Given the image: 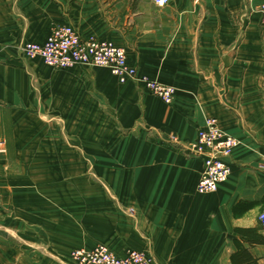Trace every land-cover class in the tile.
<instances>
[{"label": "crops", "instance_id": "1", "mask_svg": "<svg viewBox=\"0 0 264 264\" xmlns=\"http://www.w3.org/2000/svg\"><path fill=\"white\" fill-rule=\"evenodd\" d=\"M263 2L0 0V264H74L72 249L98 244L159 264H232L237 240L264 264V242L236 230L264 238L261 204L244 210L264 197ZM57 24L125 48L137 78L26 58L21 47ZM143 75L175 88L170 104ZM207 117L239 145L205 194L190 144ZM90 204L100 216L75 218Z\"/></svg>", "mask_w": 264, "mask_h": 264}, {"label": "built area", "instance_id": "2", "mask_svg": "<svg viewBox=\"0 0 264 264\" xmlns=\"http://www.w3.org/2000/svg\"><path fill=\"white\" fill-rule=\"evenodd\" d=\"M156 5H165L169 0H152ZM264 27V2L257 6ZM26 58L39 56L43 63L54 69L69 68L73 65L105 66L120 82L137 78V68L126 60L125 48L112 41L99 40L94 35L83 38L71 25L53 26L42 44L31 42L21 47ZM144 87L164 103L170 104L175 88L143 75L139 78ZM195 140L190 144L191 151L204 160V168L197 189L200 193L216 191L220 183L229 176L228 157L239 141L223 130L215 117L205 118L197 130ZM258 220L264 228V209L258 213ZM70 259L74 264H159L155 257L143 250H128L117 256L103 244L92 249L79 247L72 249Z\"/></svg>", "mask_w": 264, "mask_h": 264}, {"label": "trees", "instance_id": "3", "mask_svg": "<svg viewBox=\"0 0 264 264\" xmlns=\"http://www.w3.org/2000/svg\"><path fill=\"white\" fill-rule=\"evenodd\" d=\"M254 204H261L262 206L261 210H263L264 209V197L261 200V202H250V204L246 206L244 210L250 209V207L255 206ZM236 230L240 233L241 238L244 241L248 242L249 244L264 242L263 236L258 234L257 229L254 227L236 228ZM235 244H237V250L230 255L232 264H258L257 259L251 257L248 250L244 248L238 240L235 241Z\"/></svg>", "mask_w": 264, "mask_h": 264}, {"label": "rangeland", "instance_id": "4", "mask_svg": "<svg viewBox=\"0 0 264 264\" xmlns=\"http://www.w3.org/2000/svg\"><path fill=\"white\" fill-rule=\"evenodd\" d=\"M93 205V204H92ZM91 204H90V206H88V205H83V206H81V205H77V206H75V208H74V215H75V218H78V217H92V216H100L98 213H97V211H96V209H97V206H92ZM65 211L66 210H63V211H61L62 213L64 212L65 213ZM132 211H131V209L129 208L128 209V214H130ZM259 213V212H258ZM258 213H257V215H258ZM66 214V213H65ZM115 215L114 213H106V215ZM106 215H104V216H106ZM259 216V215H258ZM66 217H67V215H66ZM65 217V218H66Z\"/></svg>", "mask_w": 264, "mask_h": 264}, {"label": "bare ground", "instance_id": "5", "mask_svg": "<svg viewBox=\"0 0 264 264\" xmlns=\"http://www.w3.org/2000/svg\"><path fill=\"white\" fill-rule=\"evenodd\" d=\"M43 61V60H42ZM48 65V64H47ZM51 67V66H50ZM95 67H105V66H95ZM107 68V67H106ZM111 72V71H110ZM118 78V77H117ZM214 192V191H213ZM208 193V192H207Z\"/></svg>", "mask_w": 264, "mask_h": 264}]
</instances>
